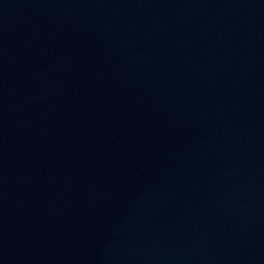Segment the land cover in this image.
I'll use <instances>...</instances> for the list:
<instances>
[{"label":"water","instance_id":"1","mask_svg":"<svg viewBox=\"0 0 264 264\" xmlns=\"http://www.w3.org/2000/svg\"><path fill=\"white\" fill-rule=\"evenodd\" d=\"M0 264H264V0H0Z\"/></svg>","mask_w":264,"mask_h":264}]
</instances>
